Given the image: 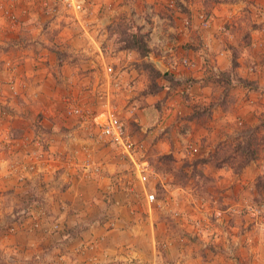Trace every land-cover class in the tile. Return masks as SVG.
Instances as JSON below:
<instances>
[{"label":"rangeland","instance_id":"374dc122","mask_svg":"<svg viewBox=\"0 0 264 264\" xmlns=\"http://www.w3.org/2000/svg\"><path fill=\"white\" fill-rule=\"evenodd\" d=\"M178 1L176 5L179 4ZM180 1L181 4L187 5L183 0ZM191 1L196 3V0ZM247 1L253 4L258 1V4L264 9V0ZM198 2L200 0H197ZM214 2L216 3L217 0L209 1L208 8L213 6ZM36 3L45 13H49L52 19L57 20L59 27L56 29L59 32L63 31V27L69 31L68 35L65 33L63 36H69L71 42H63V45H58L60 48L55 50L57 56L59 51L69 54L66 57H60V59L58 56V73L62 74L63 70L61 69L64 65L76 68L79 76L75 85L82 91H89L88 98L91 97L92 103L79 102L69 95L63 96V100L69 114L92 115L90 117L91 121L94 120V123L91 124L94 126V131L91 129L93 132L91 135L98 142V147L94 149L81 145L78 148L73 146L74 148L70 149L69 145L61 146L65 136L57 138L52 134L38 133L40 126L35 127V133L32 136L28 132L26 134L24 128L10 125V130L7 129L6 122L9 121V115L14 112V104L19 98L20 88L24 84L18 73L19 61L7 59L5 47L0 46V75L4 71L7 76L4 81L0 79V182L4 183V189H0V237L16 234L19 231H27L34 236V242L38 245L37 249L39 250L36 253L37 262L35 264H159L160 261L162 264H196L197 262L192 256L195 250L192 244L195 242L203 246L205 244L204 250L209 248L213 251L214 246L217 245V250L228 253H233V244H235L239 249L237 260L241 264H248L243 252L240 251L239 242L234 243L232 240V242H227V246H224L221 239L222 236L229 235L230 224L235 219L242 218L254 225L252 237L254 250L258 249V253H263L261 257L264 261V182L263 185L259 184V177L264 176V127L258 130L260 139L258 158L241 170L235 169V163L227 162L220 166L211 158L222 143L227 145L223 149L224 151L230 150L235 143V137L242 129L255 127L261 121L264 123V90L261 95L256 83L253 84L252 81L244 78L250 82L247 84L235 77L229 83V89H226L225 86L220 88V97L216 103L220 104L225 91H228L229 97L226 96V99L229 100L226 104H222L226 108L221 107L224 112L228 111V108L231 109L233 103L238 100L234 92L238 94L241 92L240 89L246 91L249 102L247 105L244 104L237 108L233 114L234 117L232 116L231 120L222 125L224 128L216 127L213 123L216 119L215 109L218 110L216 114L221 116L222 114L219 112L220 106H216L212 101L208 104L194 103L193 112L187 115L191 117L192 114L200 110L198 116L191 118L196 119V123L200 126H190L189 128V125H186V128H182L180 122L182 123V118L185 115L181 109L178 113L173 114L168 103L169 99L154 101L155 96L161 94L163 88L158 92L150 93L148 91L151 84L150 73L141 64L153 62L162 73L169 72V68L176 70L179 67L175 68L176 66L167 64L158 48L150 47L149 43L148 46L152 52L146 57H141L139 52L133 49L119 50V46L125 44L122 40L123 31L132 26L140 27L144 39L147 42L150 40L151 28L155 23L153 15L159 10L152 6L163 5L159 8L165 11V3L162 0H154V3L149 0H136L137 7L129 6L126 9L119 8L117 2L112 1L105 3L104 9L101 12H96L95 17L93 16L95 5L93 0H85L86 12L79 16L74 11L67 9L59 0H0V40L6 38L8 29L22 23V20L27 16L34 19L32 21L34 23L40 22L35 14H29L31 12L29 4L39 9ZM107 5L111 7L108 8ZM149 5L151 7H147ZM165 14L169 15L168 12ZM207 14L209 15L205 10L198 13L202 25L204 23L201 15L207 16ZM162 17H166L164 13ZM188 18L190 21L192 20L190 17ZM206 18L209 19L208 16ZM166 19L163 24L171 25V19L168 16ZM185 19L186 16L177 26V33L169 32L164 25L162 31L173 34L172 37H175L177 42L178 53L192 61L185 50L191 47L195 49L201 43L185 46L183 38L186 33L184 31ZM50 21L51 19H48L40 26L43 25V28L47 30ZM192 27L191 21V30ZM47 32L48 30L44 33ZM57 35L58 32L46 34L49 38L59 42L60 39ZM46 39L48 38L46 37ZM259 47L263 52L264 45H259ZM233 49L232 54L238 58L239 50ZM153 56L156 58L152 59ZM158 62L169 68L161 70ZM261 64L254 63L251 67L249 66V70L260 75L264 71ZM110 66L113 68L111 71L108 69ZM181 67L189 66L180 65ZM213 73L211 77L215 80L221 72L214 70ZM237 74L239 78H242L238 71ZM140 75L146 77V84L140 91H135L134 83L141 77ZM169 81L173 84V80L165 76L156 78L157 84L163 87ZM255 92L257 94H251ZM169 95L173 96L170 93ZM149 104H153L154 110L155 108L160 110L158 112L155 110L156 118H151V120L158 118L154 127L158 131L169 133L171 137L173 135L172 140L176 142L177 149L169 153L160 152L156 147H153L152 141L146 144L147 140L143 137L145 158L149 160L152 168L149 182L143 184L134 172L130 159L114 146L122 158L120 162H124V159L125 162L120 166L119 171L108 175L111 180L106 183L101 198L94 201V203H100L101 200L102 208L109 209V211L102 218L90 219H99L103 224V219L107 218V227L114 228L119 216L115 208L121 207L120 205L128 206L131 209L129 212L131 217L135 215V218L142 221L157 211V214L162 216V228H159V233L158 228L155 229L157 237L155 243L153 242L155 249L152 252L155 251L153 256L156 259L153 261L147 259L150 255L147 249L148 243L144 244L143 241L138 240L134 245L126 246L128 250L131 249L127 253L120 249L115 253V257H105L104 261L100 263L101 259L98 260L96 257L87 255L88 249L95 250L99 244H90L89 239L80 236L81 230L90 226L89 221L76 222L71 227H68V223L62 224L64 231L61 232L62 219L52 216L54 213L49 212L44 204L40 203L41 205L36 207L35 203L38 204L39 201L43 203V198L60 200L68 191L69 185L74 182L72 176L75 179V176H78L79 179L86 177L96 182L107 177V174H104L103 166L98 162L93 164L92 159L94 152L102 150V143L106 139L96 124V118L108 106L114 108L118 114H121L122 111L123 119V110L126 114L135 117L140 109L147 110ZM77 107L82 109L80 113L74 112V108ZM175 124L178 125L176 131L174 128L169 129L171 126L175 127ZM130 134L136 139L133 133L130 132ZM75 156H81V158L76 160ZM205 158L210 161L195 165L196 160ZM257 172L262 173L256 175ZM246 174L250 177H246ZM151 184L155 187H152ZM150 192L156 194V200L153 202L148 200ZM108 195L114 197L113 202ZM68 202L63 199L60 202L61 208L64 210L68 208L66 207ZM71 211L75 214L79 213L75 209ZM188 228H192L191 231H188ZM66 231L70 233L66 234ZM138 250L144 252L143 256L146 259L137 256ZM172 250L175 257L167 255ZM136 252L137 255H135ZM179 253H183V255L180 256ZM68 259L70 262L66 261ZM4 261L5 257H2L0 264H7ZM234 262L235 260L231 264H235Z\"/></svg>","mask_w":264,"mask_h":264},{"label":"crops","instance_id":"0c3cea01","mask_svg":"<svg viewBox=\"0 0 264 264\" xmlns=\"http://www.w3.org/2000/svg\"><path fill=\"white\" fill-rule=\"evenodd\" d=\"M112 1L117 2V5L120 6L119 8L122 9H126L129 6H138L137 3L135 4L136 0H93V2H95L93 16L95 17L96 12H101L104 9L105 3H111ZM149 1L154 3V0ZM177 1L178 0H162V2L165 3V11L159 8V6L163 7V5L153 4L154 6L152 7L159 10L153 15L155 23L151 28L152 33L155 35L164 29L163 23L167 20V16L171 19V25L166 23L164 26L169 32L174 31V33H177V26L182 23L185 16H188L192 19L193 27L189 34L185 33V35H183L186 43L185 46H194L199 44V42L201 45H198L195 49L191 47L188 49L189 52L185 50L187 51V56H190L194 62V66L179 67L176 70L166 66L169 68V74L176 82L173 84H171L170 81L167 82L168 84L163 87L162 93L155 96L156 98L154 101L157 99H169L168 103L170 104L173 114L178 113L180 111L179 109H181L183 115H185V117L182 118V123L180 122V126L186 128V125H189L190 128V126L196 127L199 125L196 123V119H191L187 115L193 112L194 103L202 102L208 104L212 101L216 106L226 108L222 106V104L216 103L220 97L219 90L222 86L218 84L216 80L212 79L211 75L214 74L213 71L216 69L217 71L224 72L231 67L233 48H237L240 53L237 58L238 66L236 67L239 75L242 78L252 81L253 84L256 83L261 95L263 94L264 71L259 75L251 72L249 66L251 67L254 63H262V70L264 68V51L262 52V50L259 49V45H264V9L258 4V1L253 4L247 0H217V2H214L213 6L209 8L208 3L211 0H200L198 3L197 0L196 3H193L191 0H183L187 5H176ZM178 2L181 1L179 0ZM36 5L39 9L31 6V4L28 5L29 9L31 7V12L29 14H35L37 20H40V22L34 23L32 22L34 19H30V17L27 16L28 18H24L22 23L8 29L6 38L0 40V43H5L0 44L1 47H5V57L9 60L13 59L19 61L18 63L20 66H18V73L24 84L23 87L20 88L19 98L14 104V112L12 115H9L10 118L9 121L6 122V127L8 130H10V125L12 127L24 128V130H26L25 133L27 134L28 132V134L32 136L35 133V127L40 126L37 131L38 133L43 132L49 135L52 134L57 136V138H61L58 136H65V139H62L61 146L65 144V146L69 145V148L73 149V146H77L75 148H78V146L84 145L97 149L98 142H96L91 135L93 133L91 129L94 131V126L91 125L94 123V120L91 121L90 116L92 115L87 114L86 116H80L69 114L66 111V104L63 100V96L69 95L79 102L92 103V101H90L91 97L89 96L88 98L89 91H82L75 85L79 76L76 68L64 65L61 69L63 70L62 74L58 73V56L55 50L60 48L58 45H63V42H71L69 36H63L65 33L68 35L69 31L63 27V31L59 32V30L56 29L59 27L57 20L52 19L49 13H45L39 4L36 3ZM107 6L108 8L111 7L109 5ZM147 7H151V5ZM203 10L209 13V15L207 14L209 18L208 23L205 25L201 24V20L198 16V13ZM166 12H168L169 15L165 14ZM163 13L166 17H162ZM48 19H51V21L50 23L47 22L50 25L47 30L53 33L58 32L57 36H59V42L56 39L46 36L48 32H44L47 30L43 28V25L42 27L40 26V24L45 23ZM46 37L48 39H46ZM153 57L152 59L156 58ZM261 59L263 61H260ZM135 75L136 73L134 76ZM140 76L141 77L134 83L135 91H140L146 84V77L144 75ZM0 77L3 81L7 79L4 71L1 73ZM240 91L241 92H238V94L234 92L238 100L235 101L236 103H233L231 109L228 108V111L225 112L222 108L219 110L222 116L216 114L218 110L215 109L214 116L216 119L213 123L216 127H223L222 125L225 122L231 120L232 116L234 117L233 114H235L237 108H240V106L244 104H248L249 97L247 98L246 91H242L241 89ZM169 93L173 94V96L169 95ZM153 108V104H149L147 110L145 108L140 109L139 113L135 114V117L128 115V113L126 114L125 110H123L125 120L121 116L122 111L119 115L125 121L126 131L128 133H133L136 139L143 140L145 138L147 140H144L146 144L152 141L153 147H156L160 152H173L177 149L176 142L172 140L173 135L171 137L169 133L158 131V129L154 127L156 121H158V118H155L159 109L157 110L155 108L157 112H154L155 110ZM152 117L155 118L151 120ZM151 126L153 127L150 128ZM177 126L178 125L175 124V127L171 126L169 129L174 128L176 131L178 128ZM102 146V150L94 152L92 159L93 164L98 162V164L103 166L104 174H107V177L96 182L86 177L85 179H79L78 176H75V179L72 176L74 182L69 185L68 191L64 193L60 200L57 198L55 200L43 198V203L39 201L38 204L35 203V206L37 207L44 204L49 212L52 211L54 213L52 216L61 218V232L64 231L62 224L66 225L68 223V227H71L76 224V222L83 223L89 221V223H91L90 226L83 231L81 230L80 236L84 239H89L90 244H99L95 250L88 249L87 255L96 257L98 260L101 259L100 263L104 261L105 257H115V253L120 251V249L127 253L131 249L128 250L126 246H132L134 243H137L138 240L141 242L143 241L144 244L148 243L147 249L150 255L147 259L153 261L156 259V257L153 256L155 251L152 252L155 249V244H153V242L155 243V238L157 237L155 229L158 228L159 233V228H162V216L157 214V211L151 214L149 218L142 221L139 220V218H135V215L131 217L129 214L131 209L128 206L124 204L120 205L121 207L115 208L119 216L117 217V224L114 228L107 227V218L103 219V224L99 219H90L102 218L105 213L109 211V209L102 208L103 205L100 204L102 202L101 200L100 203H94V201L97 200V198H101L106 183L111 180L108 175L114 174L117 170L119 171L120 166L125 162V159L124 162H120L122 158L119 156L118 152H116L115 145L110 140H107V138L104 139ZM78 158L80 159L81 156L74 157L76 160H78ZM260 173L262 172H257L256 175ZM246 177L250 176L246 174ZM152 187L155 186L152 185ZM0 189H4V183L2 181L0 182ZM108 196H110L109 199L113 202L114 197L112 195ZM63 199L69 201L66 206L68 208L65 210L61 208L60 203ZM59 203L60 205H58ZM72 209H75L79 213H73L71 211ZM188 226L190 227V225ZM253 228L254 225L252 223L250 224V221L243 220L242 218L235 219L229 226V235L226 234L222 236L221 239L224 246H227V242H232V240L234 243L239 242L240 251L243 252L244 258L248 261V264H264L261 257L263 253H258V249L254 250V240L252 239L254 233ZM191 229L192 228H188V231H191ZM68 232L69 231H66V234ZM33 237L34 236L27 231H19L16 234L1 236L0 259L2 260V257H5L4 262L7 264H32V261L34 262L33 264H35V262H37L35 258L36 253L39 250L37 249L38 245L34 242L35 239ZM233 245V253H228L227 251L223 252L217 250V245L214 246L215 249H213V251L209 248L204 250L203 247L205 244L203 246L195 242L192 244L195 249L192 256L195 258L196 264H231L234 260L235 264H241L239 260H237L239 249H237L235 244ZM143 253L144 252L138 250V255L137 252L135 255L146 259ZM167 255L175 257L173 250L172 252L169 251ZM179 255L181 256L183 253H179ZM176 257L178 256L176 255ZM208 260L211 261L208 262ZM66 261L70 262V259ZM159 264H162V262L160 261Z\"/></svg>","mask_w":264,"mask_h":264},{"label":"built area","instance_id":"2783aa9c","mask_svg":"<svg viewBox=\"0 0 264 264\" xmlns=\"http://www.w3.org/2000/svg\"><path fill=\"white\" fill-rule=\"evenodd\" d=\"M67 9L74 11L79 16L86 12L85 0H59ZM202 21L208 23L207 16L201 15ZM184 31L189 34L191 30V21L188 17L184 20ZM167 31H159L155 35L150 33V40L148 41L150 47H157L162 53V57L166 59L170 66L175 68L182 66H194V62L188 57L182 56L176 50V39L172 37ZM154 45V46H153ZM110 71L113 69L111 66L108 68ZM217 71V69H216ZM81 108H74V112L80 113ZM96 124L100 132L108 140H110L122 154L127 156L132 165L133 170L143 184L150 180L152 168L148 159L145 158V144L143 140L135 139L130 133L126 131V124L122 117L112 107H107L96 118ZM148 200L153 202L156 200V194L153 192L148 193Z\"/></svg>","mask_w":264,"mask_h":264},{"label":"trees","instance_id":"16d2710c","mask_svg":"<svg viewBox=\"0 0 264 264\" xmlns=\"http://www.w3.org/2000/svg\"><path fill=\"white\" fill-rule=\"evenodd\" d=\"M181 4L180 2H178ZM122 40L125 42V44H122L119 46V50L123 49H129V50H136L139 52L141 57H146L148 56L152 50L148 46V42L144 39V37L141 35L140 32V27L138 26H132L130 28H126L123 31L122 34ZM59 59L60 57H66L69 55L67 52H58ZM141 66L147 70H149L150 77H151V84L149 85V92H158L160 91L163 86H160L156 82V78L158 76H165L168 79H172L174 83V78L169 74V72L162 73L160 70H158L157 66L151 62V63H142ZM238 66V61L237 58L234 57L231 60V67L224 71L221 72L220 75H218L215 80L217 81L218 84H220L222 87L225 86L226 89H229V83L232 82V80L237 77L240 79L242 82H246L249 84L250 82L244 78H239L237 76V71L236 67ZM176 82V81H175ZM226 96L229 97L228 91H225L224 96L221 98V103L220 104H226L229 99H226ZM212 106V104H210ZM214 105V104H213ZM210 110V108L208 107ZM196 111V110H195ZM200 114V110L195 112V114H192L190 118H195ZM264 127V123H259L255 127L252 128H244L241 130L238 136L235 137V143L230 150H223L227 147L225 146V143H222L218 146V148L215 150V152L212 154V157L215 162L218 165H224L227 162L228 163H235V169L238 171L250 164L251 162L255 161L258 156H259V145H260V139L258 137V130L260 128ZM231 146V144H229ZM223 150V151H221ZM210 159L205 158V159H200L195 161V165L198 163H207L209 162ZM264 176L259 177V184L263 185L262 183Z\"/></svg>","mask_w":264,"mask_h":264},{"label":"water","instance_id":"95a60500","mask_svg":"<svg viewBox=\"0 0 264 264\" xmlns=\"http://www.w3.org/2000/svg\"><path fill=\"white\" fill-rule=\"evenodd\" d=\"M157 64H158V66H159V68L161 70H165L166 69V67L164 65H162L161 63L158 62Z\"/></svg>","mask_w":264,"mask_h":264}]
</instances>
